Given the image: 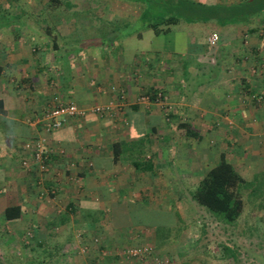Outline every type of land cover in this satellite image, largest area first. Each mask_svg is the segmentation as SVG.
Wrapping results in <instances>:
<instances>
[{
  "label": "crops",
  "instance_id": "crops-1",
  "mask_svg": "<svg viewBox=\"0 0 264 264\" xmlns=\"http://www.w3.org/2000/svg\"><path fill=\"white\" fill-rule=\"evenodd\" d=\"M20 1L0 0V187L12 188L0 197L1 218L5 219V209L10 205L22 207L18 221L35 210L33 205L41 207L43 215L58 216L49 210L57 208L53 195L72 209L77 204L82 213L102 203L134 204L137 201L131 189L136 183L159 186L164 184L166 173L171 178L169 168L177 162L176 149L172 155L171 148L182 138V122L191 124L203 138L199 125L223 124L228 112L244 126V133L246 129L253 132L241 139L243 147L264 153V32L260 31L264 29V12L248 21L229 23L227 26L240 32L237 36L222 34L215 50L203 35L188 43L183 31L167 39L165 33L156 34L151 29L119 36L110 45L98 42L85 48L83 40L69 42L68 36L67 42L60 43L51 33L45 20L49 7H33L36 0H25L27 7H15ZM194 1L208 4L212 0ZM248 1L254 0H225V4L242 6ZM140 14H127L116 23H133ZM170 29L169 33L173 32V26ZM225 50L237 52V70L226 69L230 63H225ZM209 55L210 61H200ZM183 60L193 66L186 68ZM235 76L241 77L237 83ZM122 90L128 98L118 114L91 112L68 119L51 133L30 123L31 118L54 105L75 102L90 108L117 103ZM141 92L165 93L171 109L185 106L187 118L183 120L172 111L171 118L166 119L155 103L137 102ZM257 94H261L260 99ZM37 137H46L52 150L47 171H41L24 149L26 141ZM117 142L127 146L118 159L113 148ZM177 156L182 157V153ZM26 157L32 160L30 170L21 163ZM139 161L140 167L136 164ZM57 171L62 173L58 176ZM44 191L46 199L41 203L37 197ZM64 213L63 220H67L71 214ZM132 226L138 231L145 227Z\"/></svg>",
  "mask_w": 264,
  "mask_h": 264
},
{
  "label": "rangeland",
  "instance_id": "rangeland-1",
  "mask_svg": "<svg viewBox=\"0 0 264 264\" xmlns=\"http://www.w3.org/2000/svg\"><path fill=\"white\" fill-rule=\"evenodd\" d=\"M207 6L212 7L209 11L217 20L204 24L205 21L182 19L180 23L172 25L173 32L163 34L164 37L176 38L178 31H183L187 42L194 43L196 38L203 35L207 45L215 50L221 44L222 34L237 36L240 32L237 27L227 25L229 22H238L239 17L233 13L238 8L225 4V0H212ZM15 7H27V3L21 0ZM33 7H49L45 12L46 25L60 43L67 42L65 37L69 36V42L72 39L83 40L82 46L85 48L98 42H114L118 31L124 37L132 27L137 28L138 25L126 27L116 21L124 20L127 14L136 17L142 10L140 4L130 0H63L60 4L36 0ZM250 7L264 12V0H255ZM198 24L199 27H196ZM115 30L117 32L112 34ZM260 31L264 32V29ZM213 33H217L219 39L212 45L209 38ZM240 34L243 35V32ZM236 55V51L225 50V63H230L226 69H238ZM211 57L202 56L200 61L205 63ZM183 64L186 68L193 66L187 60H183ZM196 64L194 66L198 67L199 63ZM238 78L241 80V77L235 76L236 83ZM148 94L141 92L137 102L155 103L165 112L166 119L171 118L172 111L183 120V117L187 118L185 106L171 109L169 97L165 93L159 101L143 99ZM260 95L255 96L260 99ZM127 98L122 90L118 94L119 101L110 103L121 108L116 109L117 114L124 108ZM95 106L105 105H94L88 109ZM116 112L109 114L114 115ZM199 127L203 138L190 137L187 130L182 128V138L177 140L179 143H176V147L171 148L172 155L176 149L177 160L169 168L172 171L171 178L166 173L164 184L159 186L154 182L149 187L140 185L142 182L136 183L131 189L137 201L134 204L102 203L82 213L77 204L72 209V206L58 202V195H53L51 198H54L57 208L49 210L56 212L59 217L53 213L43 215L38 205H33L35 210L28 211L20 221L0 217V264H264V153L260 151L259 154L257 148L253 150L254 147H243L241 139L253 132L246 129L244 133V126L228 112H225V123L203 124ZM196 133L199 135V131ZM32 141H26L24 147ZM44 144L52 152L46 137ZM155 148L151 146V149ZM222 149L248 181L243 189L245 210L236 222L230 224L216 218L191 197L195 183L213 165ZM177 153H182V157H178ZM21 163L30 170L23 160ZM174 168L176 171H173ZM61 173L57 171L56 175ZM7 188L0 187V197L6 195ZM37 198L43 203L45 191L40 192ZM1 206L3 203H0ZM42 207H45L44 204ZM146 210L150 211L149 214ZM65 211L71 214L67 220L62 217L66 215ZM87 214L90 218L97 216V219L84 218ZM132 223L137 228L145 226L142 229L144 231L134 229ZM131 251H139V255L133 256Z\"/></svg>",
  "mask_w": 264,
  "mask_h": 264
},
{
  "label": "trees",
  "instance_id": "trees-1",
  "mask_svg": "<svg viewBox=\"0 0 264 264\" xmlns=\"http://www.w3.org/2000/svg\"><path fill=\"white\" fill-rule=\"evenodd\" d=\"M53 4H60L63 0H48ZM142 6L141 14L138 20L133 23L124 24V26L138 25L137 28L130 29V32H141L138 30L151 29L156 34L167 33L172 25L178 24L182 19L188 21H213L216 19L207 4L194 0H130ZM255 1V0H254ZM253 1V2H254ZM253 2L248 1L238 10L233 11L237 20L245 19L248 21L251 16L259 11L250 7ZM249 6V7H248ZM242 7V9H239ZM208 15V16H206ZM217 20V19H216ZM237 22V21H236ZM230 23V22H229ZM131 24V25H130ZM115 34L117 31H113ZM129 32V33H130ZM114 38L122 34L118 31ZM128 33V34H129ZM56 43V42H55ZM106 45L111 43L105 42ZM150 99L155 100L157 93H150ZM181 128L187 130V135L201 138L193 129L191 124L182 122ZM115 158L124 153V147L120 143H114ZM141 166V162L136 163ZM245 177L238 171L234 164L228 159L227 153H221L218 162L213 164L204 174L197 187L191 191L192 199L199 205L205 207L216 218L224 223L230 224L236 222L245 210V200L243 195L244 186L248 183ZM22 217V207L20 205L7 206L4 212L5 220L13 221ZM160 228V227H159ZM225 249L230 250L225 247ZM87 264V263H79Z\"/></svg>",
  "mask_w": 264,
  "mask_h": 264
},
{
  "label": "built area",
  "instance_id": "built-area-1",
  "mask_svg": "<svg viewBox=\"0 0 264 264\" xmlns=\"http://www.w3.org/2000/svg\"><path fill=\"white\" fill-rule=\"evenodd\" d=\"M219 39V35L217 33H213L210 37V43L213 45ZM164 97L162 92H157L156 99L159 101ZM124 98V96H122ZM150 95H145L143 99L151 100ZM117 108H119L115 104H109L105 106H95L91 109L83 108L77 105L75 102H68L63 103L55 106L49 107L43 113L38 114L31 118V125L33 126H40L42 129L47 132L51 133L54 130L60 129L63 125L67 122L70 118L75 117H85L89 113H96V114H109L113 111L116 112ZM121 108H119L120 110ZM117 113V112H116ZM25 150L30 152L33 157V162L38 164V167L41 171H47L49 166L47 165V158L48 154L50 153L47 147L44 144V138L40 137L38 140H34L32 142H28L25 145ZM32 160L28 157L23 159L24 165L27 167H31ZM33 163V164H34ZM131 255L136 256L139 255V251H131Z\"/></svg>",
  "mask_w": 264,
  "mask_h": 264
}]
</instances>
